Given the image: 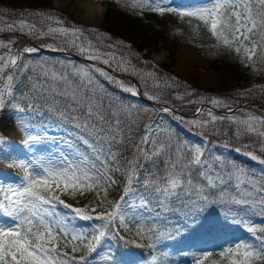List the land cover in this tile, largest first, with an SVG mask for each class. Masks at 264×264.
I'll list each match as a JSON object with an SVG mask.
<instances>
[{"label": "snow or ice", "instance_id": "snow-or-ice-1", "mask_svg": "<svg viewBox=\"0 0 264 264\" xmlns=\"http://www.w3.org/2000/svg\"><path fill=\"white\" fill-rule=\"evenodd\" d=\"M125 6L140 14L194 18L217 46L241 56L246 66L259 71L258 65H264V0H209L194 10L173 7L169 0H131ZM0 22V32L57 41L60 46L45 47L53 52L71 49L89 62L33 60L27 57L39 48L13 52L11 42L0 41V48L7 49L0 53V162L23 171L15 178L0 171V216L6 218L0 222V264H88L89 255L107 239L140 248L144 245L136 240L146 238L151 241L147 246L154 247L175 236L179 245L226 236L241 223L251 240L223 247L221 261L264 264V227L251 221V215L264 217V116H236L228 103L211 98V105L230 114L217 116L211 109L205 113L197 108L206 118L186 120L166 97L183 100L193 93L186 86L183 94L170 93L182 86L176 77L138 69L131 59L105 51L103 41L110 37L100 34L93 42L85 35L88 29L69 26L60 15L43 10L24 13L14 23L0 14ZM117 46L123 42L107 47ZM116 73L138 77L146 90ZM260 90L264 92V86ZM251 94L249 89L243 95ZM225 121L236 141L250 143L232 148L211 140L220 135L218 124ZM9 124L20 144L4 134ZM185 125L199 130L198 143L182 135ZM55 131L68 138L52 135ZM232 151L261 167H247L246 161L230 155ZM117 174L123 178L122 191L111 202L109 190L120 185ZM88 193H95L97 207L109 204L110 210L72 208L61 199ZM60 206L75 218L99 223L91 231L70 227L57 211ZM118 229L132 232L135 239H126ZM80 252L89 255L77 256ZM128 255L135 253L121 254ZM211 255L193 256L194 264H205ZM102 259L115 262L111 251Z\"/></svg>", "mask_w": 264, "mask_h": 264}, {"label": "trees", "instance_id": "trees-1", "mask_svg": "<svg viewBox=\"0 0 264 264\" xmlns=\"http://www.w3.org/2000/svg\"><path fill=\"white\" fill-rule=\"evenodd\" d=\"M51 1L47 0L48 3H46L45 0H0V14L10 18H18L22 17V14L30 13L33 10H43L63 17L61 12L56 11L50 5ZM130 3V0H121L120 3H117L116 0H106L102 23L96 27H88L84 24L81 27L89 30L85 34L93 42H96L97 36L100 34L110 37L111 39H104L103 41L104 50H111L117 56L131 59L138 69H143L144 71L154 70L165 78L176 77L182 86L170 89V93L183 94L185 92L184 86L191 92L197 91L192 92L193 95L191 96L185 95L183 100H176L173 95L169 94L166 98L171 101L172 107L190 101L192 97L201 94L199 90L203 89L199 85L191 84L183 76V72L173 70L171 62L156 63L151 60L150 54L152 52H156L163 47L172 51L179 44L195 52L197 58L209 69L232 72L238 75L242 82L248 81L247 83H249L250 79H253L241 93L236 92L231 95L233 105L240 106L255 103L259 107H264V92L260 90L261 86H264V65H258V68L261 69L259 71L246 66L242 62L241 56L217 46L215 38L209 34L207 28L194 18H179L174 14L160 16L150 11H144L143 14H140L139 9L125 6ZM118 41H122L124 46L107 47L108 45L116 44ZM43 57L61 59L55 52L43 49L27 58L36 60ZM74 62L79 63L76 60ZM153 65L156 66L155 69H153ZM119 74L136 81L141 91L146 90L138 77L129 74ZM249 89H252L255 94L243 95ZM218 127L220 128V135L209 137L211 140L220 143L228 142L232 148L250 143L246 139L239 142L236 141L233 136L232 126L227 121L218 124ZM253 146L255 147V145ZM247 150L252 149L249 148ZM230 155L237 159L239 156L242 157V155L234 151L230 152ZM240 160L246 161V165L251 167L252 161L247 160L246 157L244 159L240 158ZM22 174L23 171L20 175ZM241 216H244V213H241ZM253 223L264 227V222ZM242 232L245 233V230L235 225L234 231L215 239L197 238L177 245L178 238L175 237L170 240H164L154 247L144 245L140 248H137L135 244H125L122 240H116L112 254L115 261H119L122 264H129V261H131V264H194L193 256L199 257L204 252H211L212 255L205 261V264H212V261H220V264H224L219 256L220 250L227 246V242L233 240ZM122 253H135V255L121 256ZM153 257H155V260H153Z\"/></svg>", "mask_w": 264, "mask_h": 264}, {"label": "rangeland", "instance_id": "rangeland-1", "mask_svg": "<svg viewBox=\"0 0 264 264\" xmlns=\"http://www.w3.org/2000/svg\"><path fill=\"white\" fill-rule=\"evenodd\" d=\"M45 2L48 3L47 0H45ZM169 4L173 7H179L181 9L194 10L199 7L207 6L209 4V0H169ZM50 5L56 11L62 13L63 15L62 18L67 22V25L69 26L75 24L81 27V25L84 24L88 27H96L102 23L104 10L106 7V0H52L50 2ZM19 18L22 17L10 18L4 15V21L7 23H14ZM3 26L4 23L0 22V27ZM24 39H26L27 41L26 44L27 47H37L39 49L49 50L47 47H45V45L53 44L54 46H60L57 41H53L47 38L36 39L35 37L32 36L23 35L20 32H9V31L0 32V41L4 43L11 42L12 51H14L16 44L24 41ZM88 39L91 40L89 37ZM5 51H7V49L0 48V53H3ZM105 51H111V50H105ZM55 53L61 59L70 58L73 61L76 60L79 63H89L86 60L81 61L76 59L75 56H78L80 58L82 57L71 49H65L64 51L55 52ZM150 58L152 61L156 63L171 62L172 64L171 68L173 70L183 72V76L187 78L191 82V84L199 85L200 88H203L199 90L201 94L191 98L190 101H196L195 103L183 102L173 106V108L176 110V114L183 116L186 120L206 118L205 116H200L199 114H197L196 112L197 108L204 109L205 113L209 109H211L212 112L217 116H226L230 114L228 113V110L224 107H215L211 105L209 103V100L211 98L221 99L226 103H228L232 107L233 112L236 116H244L246 112H252L257 116H264L263 107H257L252 104H244L240 106L232 104L233 99L231 98V95L235 94L236 92L241 93L244 90V88H246L248 84L251 81H253V79H250L249 83H247L248 81L242 82L239 76L232 72L215 71L213 69H209L204 65V63L199 58H197L195 52L180 44L175 46L172 51L168 50L166 47H163L156 52H152L150 54ZM116 75L122 78L123 80H125L126 83H131L133 85H136L132 79L120 76L119 73H116ZM192 92H197V91H192ZM201 98H203V103L199 102ZM137 99L143 101V97H139ZM143 102L148 103L147 101H143ZM154 106L159 107V105H154ZM165 120L166 121L170 120V117H165ZM183 127H184V131L182 135L186 139H189L193 143H198L200 141L201 137L196 134L199 131L198 129L192 128L191 130H188V127L186 125ZM7 130H12V131L9 132ZM13 132L14 131L11 128L10 124L4 129L5 135L8 136L12 142L16 144H20V136L15 132L13 134ZM9 133L11 134V136L9 135ZM52 135H55L58 138L60 137H63L64 139L68 138L67 136H65L63 132L60 131H55L52 133ZM21 148H23V145H21ZM218 150L224 151L223 148H220ZM39 154L40 153H38V155ZM43 155L47 156L48 153L44 152ZM240 158L244 159L245 157L239 156L238 160H240ZM0 164H1L0 171H4L12 174L13 178L20 175V173L22 172L21 169H14L7 167L6 163L0 162ZM250 166H251L250 168H253L257 171L261 167L256 162H254L253 164V161ZM117 177L120 180V185L113 187L111 190H109L108 200L111 202H114L116 199H118L122 191L123 178L119 177V174H117ZM61 199H63L65 203L71 205L72 208H83L85 210H90L91 208L96 207L97 212H104L106 209L110 210L109 204H105L97 207L99 201L97 200L95 193H88L87 195L84 196L77 195L75 197L61 196ZM57 211L60 212L61 215L67 217V222L69 223L70 227H76L77 229L91 231L92 225L99 223L96 220L85 221L75 218L73 213H71L68 209H64L62 206L58 207ZM89 214L95 215V213H91L90 211ZM251 220L253 222L261 223L264 222V217L253 215ZM5 221L6 218L0 216V222H5ZM237 226L245 230L243 223ZM118 230L120 231V234L124 236L126 239H135L132 232H128L126 229H118ZM241 240H251V235L245 230V233L242 232L240 235L236 236L233 240L227 242L226 245L228 246L230 244H233ZM135 243L141 245H148L151 243V241H148L145 238L141 240H136ZM115 245H116V240L107 239L102 242V246L98 247L96 252L91 253L90 255L87 254L86 252H80L77 253L76 255L77 256L89 255L88 264H106V262L102 259V257H104L105 254H107L109 251L112 252L115 248ZM63 250L70 251V248H65ZM114 264H122V263L119 261H115Z\"/></svg>", "mask_w": 264, "mask_h": 264}, {"label": "bare ground", "instance_id": "bare-ground-1", "mask_svg": "<svg viewBox=\"0 0 264 264\" xmlns=\"http://www.w3.org/2000/svg\"><path fill=\"white\" fill-rule=\"evenodd\" d=\"M89 10V9H88ZM100 12V11H99ZM90 14V13H89ZM25 44V41H22V42H19V43H17L16 44V46H15V48H14V51L13 52H16L17 50H19L23 45ZM6 128V127H5ZM6 131V130H5ZM7 131H12V130H7ZM5 134V133H4ZM7 134V133H6ZM13 134H14V132H13ZM9 135L11 136V134L9 133ZM17 139V138H16ZM2 163H4V162H2ZM1 165V164H0ZM3 170H5V169H3Z\"/></svg>", "mask_w": 264, "mask_h": 264}, {"label": "water", "instance_id": "water-1", "mask_svg": "<svg viewBox=\"0 0 264 264\" xmlns=\"http://www.w3.org/2000/svg\"><path fill=\"white\" fill-rule=\"evenodd\" d=\"M25 40V42H26V44H27V41H26V39H24ZM26 45H24V46H22V47H25ZM21 47V48H22ZM75 58L76 59H78V60H81V61H83L84 59L83 58H80V57H78V56H75ZM134 83L136 84V86L138 87V88H140L139 87V84L136 82V81H134ZM254 106H256V104H253Z\"/></svg>", "mask_w": 264, "mask_h": 264}]
</instances>
